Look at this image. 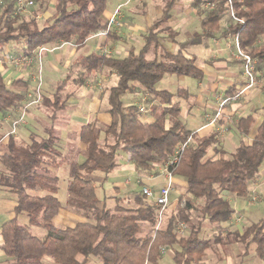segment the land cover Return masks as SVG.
<instances>
[{
	"label": "trees",
	"instance_id": "trees-1",
	"mask_svg": "<svg viewBox=\"0 0 264 264\" xmlns=\"http://www.w3.org/2000/svg\"><path fill=\"white\" fill-rule=\"evenodd\" d=\"M108 1L54 0L53 13L40 26L36 13L21 15L15 0H9L0 5V55L5 44L11 42L21 43L27 52L59 42H72L80 48L89 36L106 26L102 16ZM177 1L164 0L160 16L142 34L138 50L130 48L123 57L90 52L75 60V65L83 69L76 77L78 85L94 73L115 75L114 83L108 87L105 108L110 122L102 124L93 119L82 123L78 139L85 145L84 160L68 163L65 202L84 216L85 221L64 228L52 221L60 201L56 196L58 176L49 168H57L62 162L59 136L53 124L56 113L67 106L70 94L65 88L71 74L56 85L51 96L41 97V103L51 110L45 135L31 131L28 141L7 136L0 152V188L14 194L15 206L14 217L1 224L0 234L2 251L11 260L9 264H43L44 255L57 264H90L92 256L102 264H157L160 247L173 244L179 246L173 256L177 264L197 262L210 245L202 236L204 221L221 228L234 212L224 192L237 197L248 195V183L258 175L264 161V111L250 142L244 136L256 121L253 113L237 120L240 139L235 149L228 151L214 146L217 154L214 158L208 155V150L217 142L216 134L198 136L180 117L182 100L192 108L190 101L194 94L186 87L172 92L158 89L157 84L165 74L201 81L204 72L197 64V57L186 49L210 37L211 31L219 30L222 16L231 11L237 19L230 17L221 34L236 36L240 48L256 59V69L264 77V0H230V5L227 0H205L214 5L200 17L202 33L182 41H176V33L167 24ZM201 1L193 0L191 4L195 6ZM162 32L177 43V51L170 52L163 46ZM105 39L116 37L108 31ZM27 88V81L13 79L8 83L0 72V113L21 105ZM137 91L148 96L145 108L153 120L142 119L145 112L142 114L138 104L125 103L124 95H135ZM188 137L190 143L182 149L178 161L168 167L173 176L186 181L185 196L180 197V202L182 198L183 201L175 211L164 213L161 225H156L157 206L142 193L141 187L138 192L114 196L113 209L100 204L93 175L100 171L105 180L114 170L120 151L126 153L136 170L149 172L165 162ZM124 199H133L135 205H123ZM193 208L199 212L196 221L191 217ZM23 212L28 217L26 224L17 218ZM143 223L149 224L145 232ZM180 223L184 225V234L178 236ZM31 225L42 228L44 236L33 234ZM219 232L213 235L214 242L241 243V257L249 253L253 244L254 254L264 260V218L247 225L242 232Z\"/></svg>",
	"mask_w": 264,
	"mask_h": 264
},
{
	"label": "crops",
	"instance_id": "crops-1",
	"mask_svg": "<svg viewBox=\"0 0 264 264\" xmlns=\"http://www.w3.org/2000/svg\"><path fill=\"white\" fill-rule=\"evenodd\" d=\"M148 2L149 1L147 0L146 1L128 0L127 2L126 0H118L113 8L107 9L106 6V9L102 16L103 23H106L108 21V18L110 17L112 12H114V10L118 5H122L121 7L122 14L120 17L121 24L120 25L112 24V26L109 29L111 33H114V37H116V39H105L104 35L97 34L96 31L87 38L86 42L80 48L76 47V45L72 42H59V43L47 44L46 46L52 48V50L43 51L41 53L40 59L36 58L35 56H32V59L29 62L30 64L27 63L26 65H24L23 69H21L18 65L11 62L10 60L11 57L15 55H19L16 53V51L17 52L21 51L23 54L24 53L31 54L36 49L31 52H27L24 50L23 45L21 43L11 42L5 44L4 51L0 55V72L3 74L4 79L6 75H9L11 73L14 74L13 79H21L27 81L29 87V85L32 84V80L34 78L33 76L30 75L31 72L34 70V68L40 70L43 64L44 69L46 71V76H45L47 77L46 79L51 80L52 78H54L55 81L54 89H55L56 85L66 75L70 74L71 69L80 68L79 74L82 72L83 70L82 67L75 65V60L78 58V56L87 55L90 52L102 53L103 51H101V49L107 47L108 43L111 40L121 41V45L116 44L115 46H112V48H114V50L117 52L120 51L119 52L120 55L125 56L130 48H134L135 50L137 49L135 44H138L140 40H141V44L138 45L140 46L142 45V34L145 33L150 23L161 14L162 6H163L162 3L164 2V0H162L161 4L155 3V5H153L154 3H148ZM42 3L45 4L44 12L45 13L48 12V14L45 15L44 13L45 19L41 26L46 24L47 17L53 13L54 0H39L37 6L36 7L33 6L31 8L33 10H37L38 6ZM184 7H186V12H185L186 14H183L182 8L181 9L177 8V12L175 13V16L173 18V23L175 24L178 23L179 20H181L180 31L178 29L173 28L170 25L172 31L176 33V41H182V40H178L180 39L178 37L180 32L184 35H187L186 38H189L196 36L202 33L203 31L200 25V18L199 17L196 18V16H193L194 11L190 6H188V4H186V2ZM149 10H153L156 14L159 13L158 16H156L151 21H148L144 18ZM41 15L42 13L38 12L36 14V19L38 16ZM177 15L180 17L178 18V20H175ZM135 21L137 23H141V21H143L144 23L143 25L144 28H142L140 33H138L139 27L136 26V24L134 23ZM196 21L199 24L197 29L195 31L189 30V28L194 26V23ZM226 22H228L227 24H229L230 20ZM125 26L129 31H131V33H128L127 37H123L124 36L123 34H125L126 32L124 30ZM214 31L218 32V30L211 31V36L208 37L206 41H204L205 38H203L199 43L192 44V45H197V47H195L194 49H189L190 46L192 45H190L186 49V52L188 54L196 55L197 60H198V54L200 53L199 55L201 57L202 66L200 65L198 66L204 72V78L201 81L197 80V83L195 85L196 92H192L186 87L190 92L194 94V96L190 101L193 104V106L192 108L190 107L188 108L187 105L186 109L182 107L180 117L184 122V124L186 125V127L194 131L198 136H203L211 132H214L216 134L217 142L214 143L210 148L216 146V147H222L228 151H232L235 149L240 139V135L236 129V122L240 117L245 116V115H239L237 117L236 115H238L239 111L243 108V102L246 104L250 103L248 102L250 96L249 95L247 96V93H249L250 90L242 94V97L244 99L243 102L242 100L239 102L235 100L230 102L221 109L220 114L215 118V113L218 110L219 98L226 95H230L231 91L232 92L236 91L243 83V76H242L241 61L234 57L235 47L232 45L233 35L229 33L226 35H222L221 33H214ZM166 38H167L166 41L162 42L163 46L170 52L177 51L178 49H176V46H174L173 44L176 42L171 40L169 37ZM211 40L214 42L212 43ZM111 55L119 56L115 54H111ZM51 59L54 60L51 61ZM205 67H208V71L205 69ZM13 68H15L16 70H13ZM61 68H64L66 71L60 78L59 72ZM79 74L77 76L71 75L72 78L69 80L67 86L70 83L79 84L80 82L78 81V79H76V77H78ZM100 74L101 73H94L91 75L99 76ZM86 79L84 80L83 84H85V87L87 88L88 83ZM24 100L25 97L22 100L21 105H24L25 102ZM105 108L106 107L101 109L100 102L97 100L94 103L93 112L91 113L92 117L90 119L82 120V121L79 120V122L78 120H76L75 121L76 124L74 125L72 120L61 122L57 118L53 124L56 130V134L59 136L58 147L62 155L61 156L62 162L60 166L57 168L55 167L49 168L53 173H55L58 176V190L56 192V196L60 201V208L52 218L53 223L57 227H61V228L73 227L76 223L85 221L84 216L69 208L65 202L67 197V185L69 180L68 163L70 161L81 162L84 160L83 149L85 145L78 139V128L82 123L92 121L93 119L98 120L102 124H108L110 122L109 114L108 112L105 111ZM196 108L199 111V115H197V113L195 112ZM0 115L2 114L0 113ZM141 117L145 121L153 120V117L150 115L148 109L145 111V114H143ZM232 123L234 124L233 127H231ZM255 123L252 125L253 128L251 127L250 133L248 134V135L252 134L251 137L246 139L248 135L244 136V139L247 142L251 141V138L255 133L257 126V124ZM8 135H12V134L6 132L5 135L0 138V147L3 146ZM216 157L217 154H214V158ZM119 168H120L119 173L125 171H134L135 173L134 180H131L130 178H125L124 181L122 182L113 181L111 188H109V190H106L103 185L104 182H106L109 179V174L111 172L108 174V177L105 180L103 174L100 175L94 173L93 175V179L95 180L96 183V190H97L96 195L101 200L100 204H104L108 208L111 207V205L107 204V202L114 201V196H118V195L123 196L125 193L135 192L133 188L134 186L132 185H136V184L139 186L148 185L154 190H157L167 180L166 173L163 171V167L161 164L155 165L151 169V171L145 173L143 171L136 170L134 163L131 162L126 156V158L122 159ZM140 180H142L145 183L140 184ZM172 180H173V184H172L173 190L169 195V203L165 209V213L175 211L176 207L183 201L182 198L180 202V197L185 196V188L187 183L184 180V178L181 176L174 175L172 176ZM64 189L66 192V196L65 199L63 200V198L60 197V195L64 196L65 193ZM98 189L101 191L102 198L98 195ZM263 191H264V164L260 168L258 175L248 183V195L246 197H237L235 195H232L231 197L230 195H228L227 197L225 196V198L233 206L234 212L232 214L231 219L228 222L223 223L221 225L223 234L228 230H238L239 232H242L247 225L258 221L259 219L264 218V199L259 198L258 200H256L252 194V193L263 194ZM105 198L106 200H104ZM113 205H115L114 202ZM14 206H15L14 194L0 188V227L4 221L14 217V212L12 211ZM22 216L23 215L19 217L18 214L17 218L21 223L26 224L28 222V217L27 216L22 217ZM242 219H244L243 221H245L244 223L245 227L243 229L240 222L242 221ZM249 221L251 222L249 223ZM203 225L205 227L212 226L211 224L208 223V221H204ZM209 241H210V245L204 250V253L199 261L189 262L185 264H254L255 262V257H252L251 255L238 257L237 253L240 254V251L239 252L237 251L236 253L233 252L234 248L238 246V242H234L231 244H219L214 242L213 236L212 239ZM2 242L3 240L0 234V264H9L11 260L2 251L1 248ZM176 249H179V246L177 244L161 246L160 255L158 257L157 264H177L173 259L174 250ZM41 259L43 264H57L52 260L50 256L47 255H44ZM94 262H98L97 259H94ZM145 264H152V263H145Z\"/></svg>",
	"mask_w": 264,
	"mask_h": 264
},
{
	"label": "rangeland",
	"instance_id": "rangeland-1",
	"mask_svg": "<svg viewBox=\"0 0 264 264\" xmlns=\"http://www.w3.org/2000/svg\"><path fill=\"white\" fill-rule=\"evenodd\" d=\"M8 1L9 0H0V5L5 4ZM117 1L118 0H109L108 4H107V9L113 8L114 5L117 3ZM144 1H146V0H144ZM147 1H149L148 3H154L153 5H155V3L161 4V2H162V0H152L154 2H152L150 0H147ZM192 1L193 0H178L175 3V6L172 10L173 16L167 22V24L171 25L173 28L178 29L180 31L181 20H179V22L175 24V23H173V18L175 16V13L177 12V8L178 9L182 8L183 14H186L185 13L186 7H184L185 2H186V4H188V6H190L192 8V10L194 11L193 16H196V18H198V17L200 18L201 16H203L206 13V11H208L214 5L211 2L202 0L198 5L194 6L191 4ZM37 3H39V0H35L34 7L37 6ZM227 3H228V5H230L229 0H227ZM44 5L45 4H43V3L40 4L38 6L37 10H33L31 7L27 8V9L21 11L20 14L21 15L22 14H27V15L32 14L33 15L34 13L37 14L38 12L39 13L41 12L42 15L37 17L38 24L41 26L44 19H45ZM47 14H48V12L45 13V15H47ZM158 14H156L153 10H149L144 18L148 21H151L156 16H158ZM179 17L180 16L177 15L175 20H178ZM230 17H232V16L229 12L225 13V15L222 16V20L220 22L221 23L220 29L218 30V32L214 31V33H221L227 27L228 22H226V21L230 20ZM134 23L136 24V26L139 27L138 33H140L142 28H144L143 27V25H144L143 21H141V23H137L135 21ZM130 24H133V23H130ZM198 25L199 24L196 21L194 23V26L189 28V30L195 31L197 29ZM187 29H188V27H187ZM124 30L126 32H125V34H123L124 35L123 37H127L128 33H131V31H129L126 28V26L124 27ZM160 35L162 37L161 42H165L167 39L166 33L162 32ZM217 35H219V34H217ZM178 37L180 38L178 40H183L187 37V35H184L180 32ZM232 37H233L232 45L234 46V44H233L234 36H232ZM138 40H139V38H138ZM206 40H207V38L204 39V41H206ZM211 42L213 43L214 41L211 40ZM116 44L121 45V41L111 40L108 43L107 47L101 49V51L109 53V54L119 55L118 57L124 56V55L119 54L120 51L117 52L114 50V48H112V46H115ZM138 44H141V40L139 41ZM138 44H135V46L137 48L136 50H138V48L140 46ZM173 44H174V46H176V49H178L177 43H173ZM195 47H197V45H192V46H190L189 49H194ZM234 50H235V48H234ZM16 53L17 54H23L21 51H18V52L16 51ZM199 54H198L197 64L202 66L201 57ZM53 60L54 59H51V61H53ZM23 67H24V65H22L20 68L23 69ZM79 69L80 68L71 69L70 74L72 76H77L79 74ZM205 69L208 71V67H205ZM13 70H16V69L13 68ZM65 71L66 70L64 68L60 69V72H59L60 78L65 73ZM30 75L33 76L34 78L32 80V84H30L26 90L24 105L27 104V106H26V108H23L24 105H19L15 108H11L10 110H8L5 113H1L2 115H0V138L2 136H4L6 132L11 133L13 136L16 137L17 140H24V141L29 140V133L31 131L37 133L38 135H45L46 134V129L50 125L49 115L51 113V110L48 109L47 107H45L41 103V97L51 96L53 94L55 81H54V78H52L51 80L46 79L47 78V77H45L46 71L44 69L43 64H42V68L40 70L39 69L37 70V68H34V70L31 72ZM13 77H14V74L11 73V74L5 76V80L9 83L13 79ZM86 80L88 83L87 88L85 87V84L78 85L76 83H73V84L70 83L68 86H66L65 92H68L70 94V97L67 100V106L65 109L58 111L56 113L57 118L61 122L72 120L73 124L75 125L76 120H78V122H79V120L82 121V120L90 119L92 117L91 113L93 112L94 103L97 100L100 102V108L101 109H103L104 107L107 106L106 100H107V94H108V87L114 83L115 75L114 74H111V75H107V74L101 75L100 74L99 76L90 75V76H88V78ZM196 83H197V80H195L191 77L177 76L175 74H165L164 77L157 84V88L158 89H165L166 88V89L173 92L178 87H187L190 91L196 92V89H195ZM249 90H250V92L247 93V96L248 95L250 96L249 101H248V102H250L249 104L248 103L246 104L243 102L244 99H243L242 95H240V97L235 100L237 102L242 100V102H243V108L239 111V114L236 116L238 117L239 115H246L247 113H253L256 117V121H255L256 123L255 124H258V122L260 121L261 116L263 114V111H264V88L256 86V87L248 89L247 91H249ZM123 98L125 99V103H127L129 101H131V102L133 101L134 103H136L138 105H144L145 107L147 106L146 105L147 103L145 104V101L148 99V96L146 94L141 93V91H137V94H135V95H128V93H126ZM186 106H187V102L182 100V107L186 109ZM195 112L197 113V115H199V111L197 108H196ZM233 125L234 124L232 123L231 127H233ZM252 128H253V126H252ZM251 135L252 134L248 135L246 139L250 138ZM102 136L103 135L101 133V138H102ZM1 151H2V147H0V152ZM214 154H215L214 148H209L208 155H214ZM126 156H127L126 153H124L123 151L119 152V155L117 158V164H116L114 170L109 174V179L106 182H104L103 186L106 190H109V188H111L113 181L122 182V181H124L125 178H130L131 180H134V176H135L134 171H125V172L119 173V171H120L119 165H120L122 159L126 158ZM263 164H264V161H263L262 165ZM262 165H261V167H262ZM143 172L146 173V171H143ZM95 173L100 174V175L102 174V172H100V171H96ZM143 183H145V182L140 180V184H143ZM136 185H132V186H134L133 187L134 190L136 192H138L140 190L141 186H139V185L136 186ZM64 192H65V189H64ZM95 192L97 193L96 189H95ZM37 193H40V191H37ZM224 194L226 197L228 195H230V197L233 195L229 192H224ZM252 194L256 200H258L259 198L264 199V191H263V194H257V193H252ZM98 195L102 198L101 191L99 189H98ZM65 196H66V192L64 193V196L60 195V197H62L63 200L65 199ZM104 200H106V198ZM113 202L115 204V201H108L107 202V204L111 205V207H109L110 209H113V207H114ZM62 203H64V202H62ZM121 203L125 206L135 205V202L133 201V199H130L128 201L124 199ZM198 203L199 202H196V205H198ZM168 213L169 212H166V214H168ZM21 215H23L22 217L27 216L25 212L20 213L19 217H21ZM191 217H192L193 221H196L199 218V212L197 211V209H195V208L192 209ZM243 220L244 219H242V221H240L242 229L245 227L244 226L245 221H243ZM253 220H256V219H253ZM237 222H239V221H237ZM250 222L251 221H249V223ZM162 223H163V220L161 221V224ZM142 226H143L142 230L146 231L149 224L143 223ZM30 227H31L30 230L33 234H36L40 238H42L44 236V230H42L41 228L36 227V226H30ZM219 231H221V233H222L223 232L222 228L215 226V225L206 226V227L203 226L202 236H204V238L206 237L209 240H211L212 236L214 234L220 233ZM253 248H254V245L251 244L249 246V253L247 255H251L252 257H255L254 264H264V260H262L261 258L254 255ZM242 249H243V245L241 243H238V246H236V248H234L233 252L236 253L237 251L238 252L242 251ZM237 255H238V257H241L240 254L237 253ZM248 258H246V259H248ZM94 259H95V257L92 256L91 260H90V264H102L99 260H97L98 262H94Z\"/></svg>",
	"mask_w": 264,
	"mask_h": 264
},
{
	"label": "built area",
	"instance_id": "built-area-1",
	"mask_svg": "<svg viewBox=\"0 0 264 264\" xmlns=\"http://www.w3.org/2000/svg\"><path fill=\"white\" fill-rule=\"evenodd\" d=\"M128 0H126L127 2ZM230 1V0H229ZM16 8L18 12H21L29 7H33L35 4V0H15ZM122 5H118L114 12L110 15L108 18V21L105 23L106 26L103 29L98 30L96 33L100 35H106L109 31L112 24L120 25V17L122 14L121 11ZM231 16L234 19H237L234 16V12H230ZM234 57L239 59L242 64V76H243V83L242 85L234 91L231 95H226L221 98H219L218 102V110L215 113V118L220 114L221 109L229 104L230 102L236 100L240 97L245 91H247L250 88L259 86L264 88V77L257 71L256 69V59L252 57L248 52L244 51L240 48L238 39L235 36L234 37ZM46 50H52V48L46 46V45H40L36 48L34 52L31 54L24 53L19 54L11 57V62L21 67L22 65H26L29 63L32 59V56H35L36 58L40 59L41 53ZM27 104L24 105L23 108H26ZM139 110L142 112V114L146 111V108L144 105H139ZM191 141V138L188 137L186 141L179 144L172 155L168 156L165 162H163L161 165L163 167V171L166 173V182L160 186L157 190H154L148 185H142L141 191L142 193L148 197L151 198L157 206V223L156 225L159 226L161 224V221L164 218L165 209L169 203V195L171 191L173 190V180H172V174L170 173L168 167L170 165H173L176 163L179 159V154L182 151V149L188 145ZM176 233L178 236H181L184 234V225L180 223L177 227Z\"/></svg>",
	"mask_w": 264,
	"mask_h": 264
}]
</instances>
